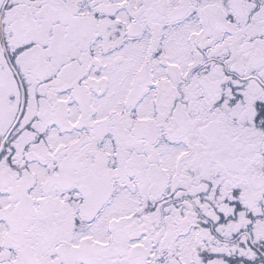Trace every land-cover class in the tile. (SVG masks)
<instances>
[{
    "label": "snow or ice",
    "instance_id": "6c2138e0",
    "mask_svg": "<svg viewBox=\"0 0 264 264\" xmlns=\"http://www.w3.org/2000/svg\"><path fill=\"white\" fill-rule=\"evenodd\" d=\"M0 264H264V0H0Z\"/></svg>",
    "mask_w": 264,
    "mask_h": 264
}]
</instances>
